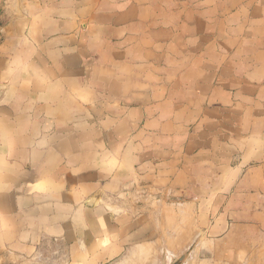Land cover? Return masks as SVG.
<instances>
[{
    "label": "crops",
    "instance_id": "obj_1",
    "mask_svg": "<svg viewBox=\"0 0 264 264\" xmlns=\"http://www.w3.org/2000/svg\"><path fill=\"white\" fill-rule=\"evenodd\" d=\"M167 194L264 264V0H0V264H113Z\"/></svg>",
    "mask_w": 264,
    "mask_h": 264
},
{
    "label": "rangeland",
    "instance_id": "obj_2",
    "mask_svg": "<svg viewBox=\"0 0 264 264\" xmlns=\"http://www.w3.org/2000/svg\"><path fill=\"white\" fill-rule=\"evenodd\" d=\"M159 201L155 204L154 223L145 229L143 236L133 240L113 264H174L175 261L178 264H246L242 256L232 251L222 253L227 256L223 261L209 259L202 241L203 233L192 228L189 207L182 203L184 198L167 194ZM198 247H202L200 253ZM181 256L185 257L182 261Z\"/></svg>",
    "mask_w": 264,
    "mask_h": 264
},
{
    "label": "water",
    "instance_id": "obj_3",
    "mask_svg": "<svg viewBox=\"0 0 264 264\" xmlns=\"http://www.w3.org/2000/svg\"><path fill=\"white\" fill-rule=\"evenodd\" d=\"M184 258H185L184 256H181V257L179 258V260L182 261ZM174 264H178V262L175 261Z\"/></svg>",
    "mask_w": 264,
    "mask_h": 264
}]
</instances>
